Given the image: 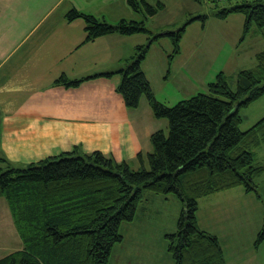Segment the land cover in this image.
Instances as JSON below:
<instances>
[{"label": "trees", "instance_id": "1", "mask_svg": "<svg viewBox=\"0 0 264 264\" xmlns=\"http://www.w3.org/2000/svg\"><path fill=\"white\" fill-rule=\"evenodd\" d=\"M127 2L140 20L111 24L76 8L67 18L85 21L87 41L109 35L147 36V43L137 47L124 69L103 76L120 75L117 92L128 108H138L146 97L154 116L168 119L169 134L159 130L151 136L153 151L139 154V169L79 148L26 167L1 158L0 198L8 202L23 247L1 258L0 264H109L115 245L123 242L121 225L135 219L144 192L173 193L184 207L177 232L168 236L176 264H227L218 238L198 224L199 200L239 186L247 193L257 192L255 178L264 172V165H255L251 149L264 141V118L242 132L240 111L264 97V51L257 55L255 70L238 74L236 91L220 73L208 84L207 94L168 107L156 99L142 64L160 37L171 40L174 51L169 61L173 60L180 54L187 25L194 20L205 23L207 16L193 18L176 32L154 35L147 23L165 10V4ZM237 2L215 16L243 14L246 32L254 24L264 29V0ZM99 76L79 80L62 76L57 84L75 88ZM263 242L264 227L255 247Z\"/></svg>", "mask_w": 264, "mask_h": 264}, {"label": "crops", "instance_id": "2", "mask_svg": "<svg viewBox=\"0 0 264 264\" xmlns=\"http://www.w3.org/2000/svg\"><path fill=\"white\" fill-rule=\"evenodd\" d=\"M149 1L165 4V10L148 21L153 31L175 24L184 2ZM74 8L111 24L140 20L127 0H0V159L29 165L79 148L139 169L138 156L152 153L151 136L161 130L160 120L146 97L138 108H128L117 92L120 75L103 74L124 69L147 36L109 35L87 41L85 21L67 18ZM160 41L151 45L142 64L150 83L152 62L164 63ZM95 74L102 76L75 88L57 84L62 76L79 80ZM149 195L142 210L152 215L148 205L154 196ZM239 196L233 189L205 196L206 228L208 219L224 222L235 216L242 208ZM198 212L200 228L218 238L226 257L223 239L202 225Z\"/></svg>", "mask_w": 264, "mask_h": 264}, {"label": "rangeland", "instance_id": "3", "mask_svg": "<svg viewBox=\"0 0 264 264\" xmlns=\"http://www.w3.org/2000/svg\"><path fill=\"white\" fill-rule=\"evenodd\" d=\"M237 3V0H205L200 4L195 0H184L175 24L161 26L160 31L152 30L154 35H161L165 31L176 32L193 18L207 16L205 23L194 20L187 25L181 40L180 54L171 61L169 56L172 55L174 47L169 48L167 41H162L168 37H160L161 45L165 48L164 63H157L156 66L152 62L148 76L159 102L173 107L198 94H207L208 84L215 82L220 73L225 74L231 88L236 91L238 74L257 68V55L264 51V29L254 24L246 32V17L243 14L230 15L229 19L215 16L216 11L231 8ZM151 26L148 22L147 27ZM135 54L136 52L132 55ZM240 115L243 118L240 129L246 132L264 118V97L242 108ZM159 120L160 129L168 135V119ZM251 152L255 165H264V141L259 147L252 148ZM136 168H139L138 165ZM255 183L257 192L247 193L243 186L234 188V193L240 194L238 204L242 208L235 216L224 219V222L208 219L207 228L204 222L205 199H200L201 210L198 215L201 216V223L223 239L227 264H264V242L255 247L258 235L264 227V172L255 178ZM149 194L154 196L148 205L152 215L143 213L142 210ZM0 204H3L0 206L1 259L21 249L23 243L8 202L0 198ZM183 209L181 201L173 193L155 195L144 192V200L135 219L121 225L123 242L115 245L109 264H176L170 250L172 240L168 236L177 232Z\"/></svg>", "mask_w": 264, "mask_h": 264}, {"label": "water", "instance_id": "4", "mask_svg": "<svg viewBox=\"0 0 264 264\" xmlns=\"http://www.w3.org/2000/svg\"><path fill=\"white\" fill-rule=\"evenodd\" d=\"M236 109H237V107H236Z\"/></svg>", "mask_w": 264, "mask_h": 264}]
</instances>
